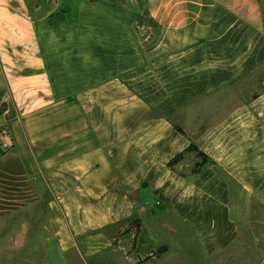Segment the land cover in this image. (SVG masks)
<instances>
[{"label":"crops","instance_id":"obj_1","mask_svg":"<svg viewBox=\"0 0 264 264\" xmlns=\"http://www.w3.org/2000/svg\"><path fill=\"white\" fill-rule=\"evenodd\" d=\"M53 2L0 0V264H264V0Z\"/></svg>","mask_w":264,"mask_h":264},{"label":"trees","instance_id":"obj_2","mask_svg":"<svg viewBox=\"0 0 264 264\" xmlns=\"http://www.w3.org/2000/svg\"><path fill=\"white\" fill-rule=\"evenodd\" d=\"M176 129L179 132H183L182 129L177 127V126H176ZM186 151H193L195 153L197 159H198L193 164V166L191 167V173H193V174L199 172L202 165L209 162V158L207 157V155L205 153H203L196 145L189 144L183 152H180V153L176 154L173 158H171L167 162V166L171 169H174L176 163H178L182 159L183 153ZM139 231H140V221H139V219L135 218L118 235H121L124 233H132V246H134L135 238H136L137 234L139 233ZM162 249H165V247L160 248V250H162Z\"/></svg>","mask_w":264,"mask_h":264},{"label":"built area","instance_id":"obj_3","mask_svg":"<svg viewBox=\"0 0 264 264\" xmlns=\"http://www.w3.org/2000/svg\"><path fill=\"white\" fill-rule=\"evenodd\" d=\"M0 147L2 149H7L11 147V142L9 140L8 132L6 130L0 131Z\"/></svg>","mask_w":264,"mask_h":264},{"label":"rangeland","instance_id":"obj_4","mask_svg":"<svg viewBox=\"0 0 264 264\" xmlns=\"http://www.w3.org/2000/svg\"><path fill=\"white\" fill-rule=\"evenodd\" d=\"M40 2H45L47 1L49 4H53V0H39ZM62 4H64V0H59ZM163 250V249H162Z\"/></svg>","mask_w":264,"mask_h":264}]
</instances>
